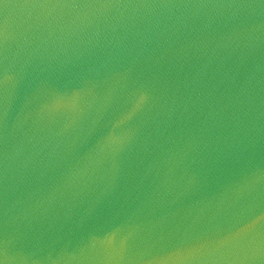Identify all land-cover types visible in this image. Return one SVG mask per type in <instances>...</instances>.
I'll return each mask as SVG.
<instances>
[{"label":"water","instance_id":"water-1","mask_svg":"<svg viewBox=\"0 0 264 264\" xmlns=\"http://www.w3.org/2000/svg\"><path fill=\"white\" fill-rule=\"evenodd\" d=\"M0 264H264V0H0Z\"/></svg>","mask_w":264,"mask_h":264}]
</instances>
